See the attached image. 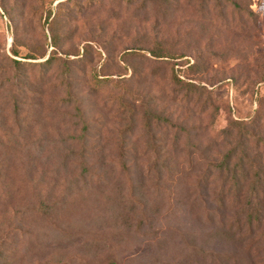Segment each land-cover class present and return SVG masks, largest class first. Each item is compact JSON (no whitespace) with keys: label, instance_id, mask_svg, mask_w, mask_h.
<instances>
[{"label":"rangeland","instance_id":"obj_1","mask_svg":"<svg viewBox=\"0 0 264 264\" xmlns=\"http://www.w3.org/2000/svg\"><path fill=\"white\" fill-rule=\"evenodd\" d=\"M258 111L264 0H0V264H264L211 200Z\"/></svg>","mask_w":264,"mask_h":264},{"label":"trees","instance_id":"obj_2","mask_svg":"<svg viewBox=\"0 0 264 264\" xmlns=\"http://www.w3.org/2000/svg\"><path fill=\"white\" fill-rule=\"evenodd\" d=\"M150 53L155 57L165 55L158 48H151ZM53 56L54 53H50L44 60L50 61ZM13 60L19 62L16 58ZM92 77L97 87H102L109 79L96 73ZM262 117V112L258 111L249 120L235 118L222 127L220 133L223 139L230 137V144L213 162L222 182L211 200L221 207L230 202L237 208L239 226L247 224L249 231L254 220L264 217V132L257 129ZM217 142L215 138L205 150Z\"/></svg>","mask_w":264,"mask_h":264}]
</instances>
